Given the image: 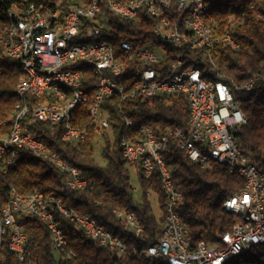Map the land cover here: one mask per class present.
Here are the masks:
<instances>
[{
	"label": "trees",
	"instance_id": "1",
	"mask_svg": "<svg viewBox=\"0 0 264 264\" xmlns=\"http://www.w3.org/2000/svg\"><path fill=\"white\" fill-rule=\"evenodd\" d=\"M43 2L45 0H0V36L10 22L8 13L14 5H39ZM208 2V24L216 33L227 30L238 43V48L218 44L211 49L167 50L162 61L163 68L180 58L182 68H197L201 77L228 85L247 118V123L235 134L237 146L249 163L264 172V0ZM102 14L109 18L110 30L103 29L99 39L107 41L115 52L121 41L137 46L162 43L154 32L156 19L145 12L140 14L139 20L120 18L107 12L105 7ZM21 74L19 62L5 57L0 44V136L10 132L15 120L17 98L14 91ZM83 76L84 87L90 97L96 80L89 70H84ZM127 76L131 79V74ZM253 77H257L253 88L249 91L242 89L241 85ZM87 104L77 106L72 113V126L86 130L85 138L76 144L60 139L61 124H29V131L48 152L58 155L87 180L85 188L79 191L66 188L67 175L48 159L37 157L28 149L17 148L12 167L4 169V163L0 162V209L8 203L12 190L23 196L34 193L54 195L79 215L94 218L121 240L125 244L124 255L119 256L115 249L88 238L53 205H49L48 209L65 238L64 250L53 248L49 231L42 221L19 212L16 220L26 235L24 259L18 260L4 243L0 250V264H156L140 253L162 233L164 194L157 175L143 179L136 168L142 191L140 199L134 200L120 141L137 138L142 126L152 129L157 137L175 125L185 127L188 121L187 99L182 94L153 99L133 96L121 100L119 95L105 98L103 109L108 128L100 134L102 165L94 156L99 135L96 125L89 121ZM125 118L132 120V126L125 125ZM168 146L165 160L174 185L181 193L175 210L188 227L194 244L204 242L216 245L218 236L229 231L234 222L232 215L223 209V202L243 188V180L220 165L201 169L178 148L175 140L170 139ZM149 191L155 194L160 212L158 216L152 212ZM116 209L136 216L145 232L140 236L129 232L125 221L114 214ZM69 250L74 252L75 257L67 259L64 256V251ZM263 257L264 246H253L226 264H264Z\"/></svg>",
	"mask_w": 264,
	"mask_h": 264
},
{
	"label": "built area",
	"instance_id": "2",
	"mask_svg": "<svg viewBox=\"0 0 264 264\" xmlns=\"http://www.w3.org/2000/svg\"><path fill=\"white\" fill-rule=\"evenodd\" d=\"M52 1V0H51ZM80 4V11H74L69 16L70 34H46L45 25L50 22L52 16H46V23L32 28L28 32V39L22 40L21 47H13V50L4 53V56L16 60L17 52H28L26 60L29 68V76L25 77V86L18 90L25 93L28 100L33 96H44L50 98L52 95L68 96L58 91L57 79H67L76 83L78 89H85L84 83H79L78 71L79 62L66 64L61 71L51 72V79L41 78V70H45V63L60 57H71L74 50H69L70 39L82 36H94L102 33L103 29L110 30L109 18L106 16L102 26H96V30H89L90 18L96 10V4H105L107 12L121 10L123 15H135L136 20L140 14L145 12L156 19V24H175L173 34L157 33L159 37L171 39V42L178 45V48H185V45H206L213 48L218 44L235 45V39L212 40L214 30L211 33V41H202L198 36L199 19H196V11L202 6V0H150V6H142V0H95V10L87 11L81 0H74ZM48 6H51V2ZM165 7V15H157V8ZM77 28H84V35H77ZM0 42L2 40L0 39ZM125 44V50L132 53L135 61V70L131 79L127 78L128 73L124 70V62L121 55L113 47L104 44H91L89 49H76L90 51V61L95 54H106V61L98 64V72H103V80H96L99 86V109L94 113L95 124H103V130L108 128V120L105 116L103 103L105 98L119 95L121 100L125 99V92L128 90V83H137L136 74L145 72L147 85H142L139 97L150 99L151 91H159L163 95H185L188 102V121L185 127L173 126L165 134L157 137L152 129L142 126L140 130L146 131V148H139V143L130 142L125 138L120 141L121 155L125 162L135 166L140 171L143 179H149L157 175L161 190L164 194V210L162 220V233L155 237L151 245L141 250L140 255L148 260L160 263L162 259H169L174 264H217L226 255L236 251H245L256 242H264V172L248 162L242 154L235 141V134L247 123L245 114L239 108L237 100L225 99V92H232L222 81L204 83L197 78L192 67L182 68L183 62L179 58V67L163 68V59L166 53L159 46L146 44L143 46L133 45L128 41H121ZM138 59H146V66H138ZM113 60L121 61V68L111 69ZM124 76V77H123ZM123 77V78H121ZM126 77V79H125ZM124 79V80H123ZM122 80V81H121ZM255 80L246 82L249 91L253 88ZM86 100H72L71 105L62 107L77 108L85 104ZM214 104H222L221 112H214ZM64 118L58 115H51L50 109L45 112L36 113L32 123L44 122L51 125L61 124L62 133L66 142L76 144L85 138L83 134H70L64 125ZM132 120L125 118V125L130 127ZM175 140L178 148L187 157L195 162L201 169H210L219 165V161H234V168H226L230 173L236 174V170H243L247 173V181H243V188L228 197L229 207L240 212V220H234L236 225L235 233H223L218 236L216 245L205 243L203 254H195V244L189 234L188 227L183 225L182 220L176 212L180 203L181 193L174 185L169 166L165 160V154L169 151V140ZM8 144V152L0 151V162L4 163V169L14 165L15 155L12 153V145H19L34 153L37 157H45L60 172L67 175L66 188L79 191L85 188L87 180L79 176L76 168L64 162L58 155L51 154L43 146L37 143L36 138H29V126L26 135H16L11 141L0 142ZM197 146H204L218 155V162H204V157L197 153ZM153 153V163H145V154ZM14 190L10 193V199L4 206V213H0V250L4 243L9 251L18 259L23 260L25 255L26 235L16 220L17 213L35 216L42 221L50 234L52 246L55 250L63 251L66 244L65 238L54 221L53 213L41 211V202H48L66 219L80 228L82 232L99 244L115 249L119 256L125 253V244L116 241L112 235L99 229H91L90 223L79 215L72 208L65 206L60 198L50 195V198H43L42 193L32 194V204H24V201H14ZM114 214L123 219L129 232L140 236L145 232L144 226L136 216H125L122 210H113ZM246 215H253V224H246ZM176 250H183V257H176ZM67 259L75 257L74 252L64 251ZM264 262V257H263Z\"/></svg>",
	"mask_w": 264,
	"mask_h": 264
},
{
	"label": "bare ground",
	"instance_id": "3",
	"mask_svg": "<svg viewBox=\"0 0 264 264\" xmlns=\"http://www.w3.org/2000/svg\"><path fill=\"white\" fill-rule=\"evenodd\" d=\"M26 2V0H23ZM51 2V6H48ZM83 7L87 11L95 10V0H81ZM142 6H150V0H142ZM202 6L196 11V19H199L198 36L202 41H211V33L209 30H214L207 22V12L209 10L208 0H202ZM106 7L105 4H96V10L90 18L89 30H96V26H102L106 15L102 14V8ZM74 11H80V4L74 2V0H45V2L35 5L33 3H28L26 5L21 4V6H13L8 13L10 22L4 28L0 39L2 42L0 44L4 48V53L11 52L13 47H21L22 40L28 39V32L30 29L38 27L43 23H46V16H52L50 22L45 25L46 34H59L67 35L70 34L69 16ZM112 14L121 17V10H112ZM157 15H165V7L157 8ZM125 19L136 20L135 15H123ZM155 31L158 33L173 34L175 31V24H156ZM156 33V32H155ZM157 34V33H156ZM77 35H84V28H77ZM101 34L94 36H82L76 37L75 39H70L69 50H74L71 57H60L59 59H54L52 61L45 63V70H41V78L51 79V72L61 71L66 64H73V62H79L78 71L89 70L91 75L95 77V80H103V72H98V64L106 61V54H95L90 61V51L76 50V49H89L91 44H104L112 47L104 39H99ZM162 41L161 44L156 45L161 48L166 54L167 50L179 49L177 44L171 42V39H165L159 37ZM234 39L230 33L225 30L222 33H216L214 30L212 33V40H223V39ZM99 39V40H97ZM231 49L238 48V43L235 45H229ZM185 48L189 50H195L198 48H208L206 45H185ZM117 55H121L122 62H124V70L126 73H133L135 70V61H133L132 53L129 50H125V44L123 42L119 43V48ZM26 60H28V52H17L16 61L19 62L22 70L21 77L19 78L15 86V96L17 98V103L15 108L17 114L13 125L11 126L10 132L5 136H0V142L11 141L16 135H26L27 128L32 120L36 118V113L45 112L46 109H50L51 115H58V110H60V117L64 118V125L70 134H83L86 132L85 129L76 128L72 126V113L76 108L62 109V107L69 106L72 100H86L87 104V114L89 121L95 124L94 113L99 109V86L95 85V90L92 96L89 97L85 89H78L76 83H71L67 79H57V87L59 92L63 94H68V96L52 95L50 98H45L44 96H33L31 100H28L25 93H20L18 90L21 86H25V77L29 76V68ZM138 66H146V59H138ZM171 67H179V58L171 62ZM121 68L120 60H113L111 62V69ZM197 74V78L204 83H211L213 80L203 78L197 68H193ZM255 80V77L251 78ZM84 76L83 73L79 76V83H83ZM137 83H129L128 90L125 92V99L128 97L139 96V91H142V85H147V76L145 72H138L136 74ZM246 87V82L241 85V88ZM159 97V91H151L150 99ZM225 99H233L232 92H225ZM222 104H214V112H221ZM98 128V143L100 142V134L103 131V124H95ZM132 126V123H130ZM86 136V135H85ZM29 138H36L37 143H42L33 133L29 131ZM60 139L66 142L65 137H60ZM130 142L139 143V148H146V131L139 129V136L137 138L130 139ZM44 147V145L42 144ZM20 148L19 145H12V153L15 155V150ZM45 148V147H44ZM0 151L8 152V144L0 143ZM51 154H55L50 152ZM197 153L204 157V162L216 163L218 162V155L213 151H209L207 147L197 146ZM45 158V157H42ZM145 163H153V153L145 154ZM219 165L224 168H234V161H219ZM237 176H239L243 181H247V173L243 170H236ZM66 187V183H64ZM43 194V193H42ZM43 198H50V195H44ZM14 201H24V204H32V196H23L18 193L14 194ZM48 202H41V211H49ZM223 209L230 213L233 220H240V212L235 211L233 207H229L228 198L223 202ZM0 213H4V207L0 209ZM125 213V212H124ZM85 219L90 223L91 229H99V223L96 222L94 218L89 216H84ZM125 216H134L133 214H126ZM246 224H253V215H246ZM183 225H186L183 223ZM81 230L80 228H78ZM82 231V230H81ZM101 231L103 233H108L112 235L109 230H106L101 225ZM236 225H232L229 231L225 233H235ZM135 235V234H134ZM113 239L116 241H121L112 235ZM256 246H264V242H256ZM205 250V243L198 242L195 244V254H203ZM243 251H236L231 255H226L221 262L217 264H226L233 258L240 255ZM176 257H183V250H176ZM174 264L169 259H162L160 263Z\"/></svg>",
	"mask_w": 264,
	"mask_h": 264
},
{
	"label": "rangeland",
	"instance_id": "4",
	"mask_svg": "<svg viewBox=\"0 0 264 264\" xmlns=\"http://www.w3.org/2000/svg\"><path fill=\"white\" fill-rule=\"evenodd\" d=\"M102 147H103V145L100 142L95 145L94 156L100 165L104 164V160L100 155ZM125 167L129 172L130 183H131L132 189H133V198L135 201H138L140 199L142 190H141L139 182H138V174H137L136 167L129 165V164H126ZM148 200L150 202L152 212L154 213V215L158 216L160 214V212H159L158 207H157V200H156L155 194H153L152 192L149 191L148 192Z\"/></svg>",
	"mask_w": 264,
	"mask_h": 264
}]
</instances>
